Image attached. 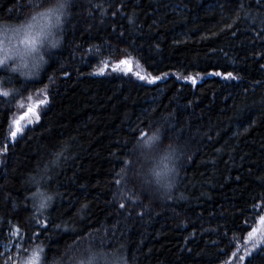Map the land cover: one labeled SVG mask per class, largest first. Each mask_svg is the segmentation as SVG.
I'll return each mask as SVG.
<instances>
[{
    "label": "trees",
    "instance_id": "obj_1",
    "mask_svg": "<svg viewBox=\"0 0 264 264\" xmlns=\"http://www.w3.org/2000/svg\"><path fill=\"white\" fill-rule=\"evenodd\" d=\"M242 2L74 0L48 63L0 70V243L13 236L19 261L103 240L127 264H264V6ZM27 5L0 0V26L43 10ZM125 60L145 79L116 68ZM143 133L163 138L143 149L151 161ZM128 159L141 176L116 185ZM173 167L171 190L151 175ZM46 168L52 179L33 185Z\"/></svg>",
    "mask_w": 264,
    "mask_h": 264
},
{
    "label": "snow or ice",
    "instance_id": "obj_2",
    "mask_svg": "<svg viewBox=\"0 0 264 264\" xmlns=\"http://www.w3.org/2000/svg\"><path fill=\"white\" fill-rule=\"evenodd\" d=\"M73 3L74 0H28L27 7L43 10L30 13L28 17L18 20L15 27L9 26L7 21H5L4 27L6 28V39L0 40V70H3L5 73L8 71L16 72L18 70L17 67H10V62L13 64L17 60L23 62L26 58H31L34 61L32 66L36 69L40 68L41 61L48 63V61L44 60V57L41 54V48L44 47L46 40L51 34V30L61 27L63 17L65 16L66 11L72 7ZM237 3L239 8L243 10L245 6L242 0H237ZM255 3L257 5L264 6V0H255ZM11 11L12 10L9 9V12ZM113 15H115V13H113ZM237 18H239V15H237ZM129 23H134V20L130 18ZM233 23H235V21H233ZM253 23H255V19L253 20ZM261 23L264 24V19L261 20ZM229 27H231V25H229ZM8 31L12 33L11 38H7ZM262 31H264V29H262ZM121 35H123V33H121ZM233 35H235V33H233ZM13 39L15 40V43H13ZM51 47L55 48L57 45L52 43ZM121 63L128 64L129 62L121 61ZM23 66L28 67V64L23 63ZM105 67H107V65H105ZM115 70L117 69H114V71ZM97 74L102 75L103 71ZM213 74L220 75L219 73ZM137 76L139 79H145V77L140 76L138 73ZM225 78L236 79L232 73H228ZM157 79H159V77H155L148 82L155 83ZM194 82L195 81H193V83ZM10 95L11 94L9 92L0 91V96L8 97ZM28 114L35 116L37 121L39 120V116L36 114L34 109H28ZM28 114L22 116L20 120L14 122L16 125V131L11 132V138L13 141H15L17 133H22L24 128L27 127V124L22 123V121L26 118H30ZM142 136L144 138V142L140 145V147L142 149L141 155L143 156L149 155V152L143 151V149L151 150L157 147L158 144L163 143V138L159 135H153L151 138H148L147 133H143ZM169 148L171 149V145H169ZM135 164L136 161L133 159L122 161L119 171L115 173L113 182L116 185H120L124 181L134 183L135 180L141 176V173L136 169ZM49 171L50 169L46 168L42 173L38 174V177H32V184L37 187H41L44 183L50 181L52 177L48 175ZM174 171V167L165 172L153 170L151 175L155 177L156 183L171 190L174 187V184L168 173ZM144 182L151 183V181ZM37 196L40 197L39 209H48L52 207V203L54 202L53 196L46 195L44 192H36L33 194V199L35 200ZM129 199H131V197H129ZM132 202L139 203V197ZM119 207L123 209L125 208V204L120 203ZM82 208H87V205H83ZM33 218L35 219V217ZM37 223H39L41 229L46 232L49 223H51V217H48L47 222L41 223L40 221H37ZM261 223H264V217H261ZM52 226L55 228L61 227L59 224H53ZM64 231L76 232V229L65 228ZM19 232L20 230L17 228L16 233L14 234L19 235ZM255 232L256 229H253V233ZM253 233H250V235ZM35 235L38 236L39 233H36ZM77 239H79V237H77ZM73 243L75 244L76 240H74ZM42 254L43 249H40L38 252H34L33 255L25 261V264H42ZM241 259H243V257H241ZM4 264H8V261L5 260ZM52 264H127V260L122 255L115 256L114 254L106 251L104 248V241L101 240L99 246L89 244L88 248L85 249L83 253H81L79 249L74 250L72 245H68L67 251L63 255L53 257Z\"/></svg>",
    "mask_w": 264,
    "mask_h": 264
},
{
    "label": "rangeland",
    "instance_id": "obj_3",
    "mask_svg": "<svg viewBox=\"0 0 264 264\" xmlns=\"http://www.w3.org/2000/svg\"><path fill=\"white\" fill-rule=\"evenodd\" d=\"M11 27H15V26H11ZM58 29L59 28H54V29L51 30V34L49 35L48 39L45 42L44 47H42V48H45V49H51L52 48L51 44L55 43L56 33L58 32L57 31ZM5 31H6V28L3 25L0 26V40H5L6 39ZM11 37H12V33L10 31H8L7 32V38H11ZM13 43H15L14 39H13ZM42 48H41V51L45 50V49L42 50ZM44 52L42 53V55L44 54ZM125 61H127V60H125ZM128 62H129L128 64H122V63L117 64L116 68L120 69L123 72H128V70H131L133 68L135 70V75L136 76H137V73H138L140 76L145 77L144 76V71L140 67H138L136 64H134L130 60ZM10 63H11V65L13 64L12 62H10ZM23 63H27L28 66H29V65L33 64L34 61L31 58H26L25 61H23V62H21L20 60H17L14 63L15 65L13 67H17V69L20 71V69H21L20 66H23ZM41 63H42V61L40 62V64ZM14 129H16L15 123H14V126H13V130ZM143 158H145L146 160H150L151 161V158L148 155L147 156H143ZM261 230L264 231V225L261 227ZM245 243H246L247 247L248 246L250 247L248 242H245ZM14 244L15 243H14L13 236L9 237L7 243H5V242L0 243V248L4 252V259L8 261V264H25V261L28 258L23 260V261H19V254L17 252V247L18 246H15ZM233 262H234V264H239L240 263V258L238 257V259L234 260Z\"/></svg>",
    "mask_w": 264,
    "mask_h": 264
}]
</instances>
